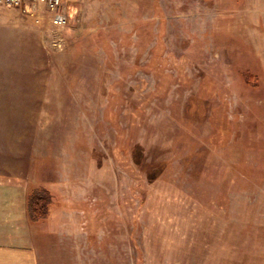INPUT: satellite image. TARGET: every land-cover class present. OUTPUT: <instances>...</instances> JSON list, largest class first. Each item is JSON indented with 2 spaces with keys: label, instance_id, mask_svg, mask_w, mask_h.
<instances>
[{
  "label": "rangeland",
  "instance_id": "374dc122",
  "mask_svg": "<svg viewBox=\"0 0 264 264\" xmlns=\"http://www.w3.org/2000/svg\"><path fill=\"white\" fill-rule=\"evenodd\" d=\"M63 2L5 24L0 108L69 262L264 264V0Z\"/></svg>",
  "mask_w": 264,
  "mask_h": 264
},
{
  "label": "crops",
  "instance_id": "0c3cea01",
  "mask_svg": "<svg viewBox=\"0 0 264 264\" xmlns=\"http://www.w3.org/2000/svg\"><path fill=\"white\" fill-rule=\"evenodd\" d=\"M15 13L20 14L17 9L0 6V49L10 32L5 24L9 25ZM12 113L15 112L10 107L0 108V264H71L74 227L59 229L64 228L67 220H61V215L56 213L63 203L55 188L58 179L55 184L53 181L42 184L38 174L43 167L37 168L40 159L25 155V140L11 138ZM36 188H44L52 196L45 220L35 221L28 215V196Z\"/></svg>",
  "mask_w": 264,
  "mask_h": 264
},
{
  "label": "built area",
  "instance_id": "2783aa9c",
  "mask_svg": "<svg viewBox=\"0 0 264 264\" xmlns=\"http://www.w3.org/2000/svg\"><path fill=\"white\" fill-rule=\"evenodd\" d=\"M1 7L17 9L21 15L40 22V7L45 6L50 15V23L55 28L69 23V16L64 9L63 0H0Z\"/></svg>",
  "mask_w": 264,
  "mask_h": 264
},
{
  "label": "trees",
  "instance_id": "16d2710c",
  "mask_svg": "<svg viewBox=\"0 0 264 264\" xmlns=\"http://www.w3.org/2000/svg\"><path fill=\"white\" fill-rule=\"evenodd\" d=\"M52 201L50 192L44 188L33 189L28 196V215L32 220L44 219Z\"/></svg>",
  "mask_w": 264,
  "mask_h": 264
}]
</instances>
